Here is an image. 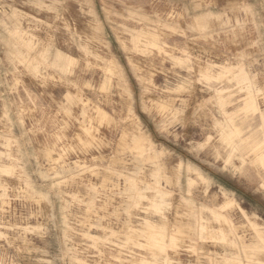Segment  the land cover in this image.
I'll return each mask as SVG.
<instances>
[{
    "label": "rangeland",
    "instance_id": "obj_1",
    "mask_svg": "<svg viewBox=\"0 0 264 264\" xmlns=\"http://www.w3.org/2000/svg\"><path fill=\"white\" fill-rule=\"evenodd\" d=\"M0 264H264V0H0Z\"/></svg>",
    "mask_w": 264,
    "mask_h": 264
}]
</instances>
